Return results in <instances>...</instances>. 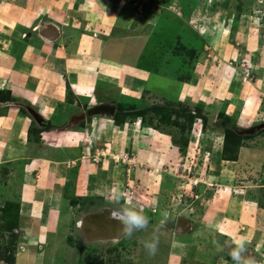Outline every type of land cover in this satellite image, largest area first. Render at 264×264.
<instances>
[{"label":"rangeland","instance_id":"obj_1","mask_svg":"<svg viewBox=\"0 0 264 264\" xmlns=\"http://www.w3.org/2000/svg\"><path fill=\"white\" fill-rule=\"evenodd\" d=\"M17 1L22 5L26 0L0 3ZM50 1L57 10L72 7L68 21L77 24L83 48L71 63L80 68L91 59L96 65L102 60L100 50L98 57L91 56L97 34L109 40L132 35L136 27L145 30L147 39L142 49L137 46L129 55L128 78L121 75L117 83L98 85L68 120L63 108L51 104L52 111L44 114L49 118L56 111L53 120L40 117L45 129L27 112L30 104L10 93L0 95V102H16L20 117L30 116L24 151L53 158L56 179L66 180L56 193L63 204L62 221L48 229L42 224L37 234L44 215L33 207L19 212L20 188L28 186V195L31 190L37 201H45L54 182L46 171L29 167L24 156L0 167V264H232L226 242L239 236L247 238L249 253L264 264V129L239 133L264 122V94L257 90L264 79V24L259 23L264 0ZM81 6L95 24L85 22L84 13L78 12ZM118 9H123L120 19L109 28L108 16ZM37 14L34 23L49 21V12L41 9ZM121 21L128 22V28H121ZM53 84L58 92V84ZM66 100L67 106H74L72 92ZM100 104L121 106L120 113L134 117L118 127L112 116L87 113ZM6 109L0 105L2 114ZM32 109L37 113L39 106ZM220 112L232 119L226 128L241 137L234 161L222 160L225 133L218 127ZM165 114L169 120L160 121ZM193 117L190 134L180 131L179 126ZM57 122L58 128L51 125ZM68 129L75 139L55 133ZM86 129L92 133L83 141L80 136ZM182 133L189 136L183 155L171 135L177 139ZM54 145H60L55 152ZM115 187L125 193L119 205L111 199ZM128 196L150 218L148 229L131 238L124 237L122 226L111 218L115 208L126 206ZM15 210L19 228L7 231L6 222ZM163 211L173 219L161 228ZM154 232L159 245L149 255L143 242Z\"/></svg>","mask_w":264,"mask_h":264},{"label":"crops","instance_id":"obj_2","mask_svg":"<svg viewBox=\"0 0 264 264\" xmlns=\"http://www.w3.org/2000/svg\"><path fill=\"white\" fill-rule=\"evenodd\" d=\"M31 1L32 0H26L22 5L18 1L17 5L13 2L0 3V30H2V33H0V95L2 96L1 98H4L10 93L14 99L20 98L22 101L26 102V104H30L32 108L38 105L39 109L37 113L43 118H46L45 112L49 110L52 111L51 104H54L57 106L56 109H58V107L64 109L63 115L67 118L66 120H68V118L71 117V113L75 112L77 109V105L82 104V100H88L93 97L96 91L95 88H98V85L105 84L106 81L107 83L109 81L117 83L121 75L125 78L129 77L131 74L130 70L132 69L129 62V55H131V52L134 55L138 48L137 46H139V49L143 48L142 45L146 41L147 36L144 34L145 30H137L136 27L132 35H127L125 37L116 36L117 38L114 37L109 40L103 38L104 34H97L95 38H98V40H95L96 43H94V48H96V50L93 48L95 51L92 52L93 55L91 56L98 57V51L100 50L103 52L102 60L99 62L98 66L96 62H93L91 59V65L85 64L83 65L84 67L80 68L79 66L82 65H74L71 63L73 58H76L75 54L79 52L80 55V48H83L80 42L81 37L77 39V35L81 33L76 27L77 24L73 25V21H68L67 11L72 10V7L67 5L61 8L62 10L59 9L61 11L60 14L56 5L50 0ZM29 2H31L30 4L32 6L28 5ZM25 8L27 10H25ZM41 9L42 12H49V21L42 20L43 22L41 23H34V20L37 18H34V15H38L37 12H40ZM83 9V6H81L78 12L84 13L83 18L85 22L95 24L94 19H90L88 13H85L87 9ZM122 10L118 9V14L116 13L115 16L113 12H111L109 16L107 15V21L109 23L106 24H109L107 25L109 28L118 22V19H120L119 13H121ZM133 18L134 16L131 17L130 23H132ZM259 23L264 24V16H262ZM124 26L128 28V22L121 21L120 27L122 28ZM105 28L106 27H104V29ZM28 29H30L31 32L27 31ZM24 34L25 36L23 37ZM99 70H103L104 72H99ZM140 72L142 76L145 73L147 74V72ZM53 82L58 84V92H55L56 87H54ZM261 86H257V90L260 95H263L264 79L262 80ZM67 87H69V90ZM69 92H72L75 99L73 103L74 106L71 107L67 106L68 104L66 103ZM14 103H8L7 101L5 102V100L4 102H0V105L7 107L5 114H2L0 111V167L4 164L14 162L17 160V157L19 160L24 156V159H27L29 161L28 163H31L28 165L29 167L40 168L41 172L46 171L48 176L50 175L49 182H54V184L52 185L53 187L47 191L45 201L43 200L45 197L37 201L34 192L31 190V195H28V186L23 184L24 186L22 185L20 188L19 212L29 211L30 208L33 207V210H37L40 214L44 215L42 218L45 220L44 223H42L41 219L38 222L37 234H39L42 224L48 229L49 225L62 221L63 214L61 212L63 211L61 208L63 204L59 198L60 195L56 196V193L59 188L57 186H60V184L63 185L66 180L64 178L61 179V177L56 179L58 174L52 171V164L56 163L53 158L37 157L31 154L29 150L24 151L23 135H26L32 123L29 119L30 116L22 114L23 116L20 117L19 113L17 114L19 106ZM22 104L24 105V103ZM55 113L56 111L53 116H48L49 118H46L45 121L48 122L51 119L53 120ZM45 125L47 124L44 123L41 127L44 128ZM51 125L57 128L59 127L58 122L51 123ZM57 128H55V130ZM111 128L110 130H113V127ZM69 129L64 132L62 130H57L55 133L73 138V132ZM91 131L92 130L86 129L85 135L81 133L80 137L83 141L85 136ZM48 133L51 134V132H44L45 135H49ZM55 139L54 141L58 140L57 137ZM66 141L67 139L65 138V142ZM60 145H54L53 151H57V147ZM23 152L25 154H23ZM65 153L68 152L66 151ZM29 154L31 158H27ZM68 155L69 154H67V156ZM32 163L34 164L32 165ZM53 175L54 177H52ZM22 176L23 178L26 177L24 175ZM53 195H55L54 199H52ZM47 198L53 201L51 208H48L49 200H47ZM31 218L34 219L35 217L31 216ZM212 221L216 222L214 220ZM43 225L42 229L44 228ZM29 240H31V238Z\"/></svg>","mask_w":264,"mask_h":264},{"label":"clouds","instance_id":"obj_3","mask_svg":"<svg viewBox=\"0 0 264 264\" xmlns=\"http://www.w3.org/2000/svg\"><path fill=\"white\" fill-rule=\"evenodd\" d=\"M229 71L234 72L235 70L229 69ZM26 107L31 108L30 105ZM124 198L125 193L121 191L119 187H115L111 190V199L114 204L119 205L120 201ZM131 199V196H128L126 206L115 208L111 212V218L119 222L122 226V235L126 238H131L136 232L147 230L150 224V218L144 213L143 209L132 205ZM170 219L173 218L168 211L161 212L159 227H164ZM226 243L229 244L228 256L231 258L232 264H259L256 257L249 253L247 238L245 236H239ZM158 245L159 238L155 232L149 239L143 242V247L149 255H154L156 253ZM217 247L220 251L224 250L223 246L219 244ZM225 264H228V262L225 261Z\"/></svg>","mask_w":264,"mask_h":264},{"label":"trees","instance_id":"obj_4","mask_svg":"<svg viewBox=\"0 0 264 264\" xmlns=\"http://www.w3.org/2000/svg\"><path fill=\"white\" fill-rule=\"evenodd\" d=\"M118 107H119V109L121 108V106H118ZM119 109L115 110V112L112 116V120H113L115 126L122 127L127 122V120H130V118L134 117V114H129V115L126 114L125 115V114L120 113ZM218 116L223 117L221 120V123H219L218 127L223 129L224 133H225L223 149H222V158H223L222 160L234 161L237 149H238L240 141H241V137L236 135V133H234V131H232L231 128L230 129L226 128L225 125L227 123L231 122L232 119H230L228 116L223 115V113H221V112L218 114ZM159 120L160 121L161 120L168 121L169 116L165 114L164 116H161V118ZM193 121H194V117L190 118L189 123L187 125L179 126V127H181L179 130L182 132H184L186 130L187 134H190V129H191ZM230 134L233 135L232 140H230L231 139ZM171 135H172V142L175 146H177L179 153L182 155L185 154L187 151L188 143H189L188 142L189 136H184V134L182 133L178 136L177 139H175V137H173V134H171ZM230 153H234V155L230 156ZM14 215H15L14 218H11V219L8 218V220H7L8 222H6L5 229L7 231H12L14 229L19 228V226H18V220H19L18 219V210H15ZM10 258H11V253L7 254V256L4 257V260L7 261Z\"/></svg>","mask_w":264,"mask_h":264},{"label":"water","instance_id":"obj_5","mask_svg":"<svg viewBox=\"0 0 264 264\" xmlns=\"http://www.w3.org/2000/svg\"><path fill=\"white\" fill-rule=\"evenodd\" d=\"M27 111L29 114L32 116V118L40 125L43 126L44 122L40 118V116L31 108L26 107ZM115 111V107L113 105H108V104H100L97 106H94L90 109H88L87 113L93 114V115H108V116H113ZM261 129H264V122L259 123L257 126L240 131L239 133L242 134H253L255 131H259Z\"/></svg>","mask_w":264,"mask_h":264}]
</instances>
